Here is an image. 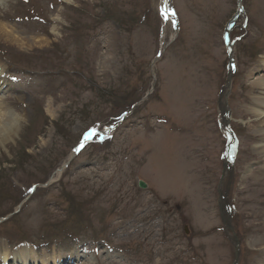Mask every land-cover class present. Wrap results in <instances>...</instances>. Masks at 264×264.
Instances as JSON below:
<instances>
[{
  "label": "rangeland",
  "instance_id": "obj_1",
  "mask_svg": "<svg viewBox=\"0 0 264 264\" xmlns=\"http://www.w3.org/2000/svg\"><path fill=\"white\" fill-rule=\"evenodd\" d=\"M162 7L0 0V118L15 119L0 137V256L19 262L27 239L59 264H262L246 179L264 168L248 115L264 99L251 93L264 0H168L177 22Z\"/></svg>",
  "mask_w": 264,
  "mask_h": 264
},
{
  "label": "bare ground",
  "instance_id": "obj_2",
  "mask_svg": "<svg viewBox=\"0 0 264 264\" xmlns=\"http://www.w3.org/2000/svg\"><path fill=\"white\" fill-rule=\"evenodd\" d=\"M165 4V3H164ZM167 15L169 16V13L166 11ZM257 91H263L264 93V81L254 85L252 87V92L255 93ZM226 94V90L223 92V95ZM253 105L255 104L259 108L258 111H254L251 113H248V115L252 118L251 125L258 126L260 134H254V139L258 140L261 144L259 150H258V158L261 160L260 162L264 163V99H256L254 98L251 102ZM4 116L0 118V137H5L9 134L11 126L13 127V124L15 122L14 118H10L8 120V123L5 125L2 124ZM255 118V119H253ZM260 119V120H257ZM224 120L227 121V118L224 117ZM233 146L230 145L228 149L229 155L232 153ZM227 157L229 159L230 157ZM65 166V165H64ZM62 169L58 170V172L55 174L54 178L59 177ZM254 174L256 175L255 179L253 177H249L246 179V182L252 188L254 191H256V195L252 197L248 202H251L255 204L258 208V218H264V204L262 202V199L264 198V168L263 169H256L254 171ZM227 209V208H226ZM263 234V238L259 239L258 241H255L256 245H254L255 248L261 247L260 251L251 250L253 254H261L264 255V226H261V229L258 231ZM258 232L253 233L255 236L258 234ZM17 252L20 255V261L16 262V256L11 257L8 253H5L4 255L0 256V264H59V260L54 258V260H48L47 256H43L40 261H38V255L36 249L33 248V246L25 244L24 246L17 249ZM262 264H264V257L262 258Z\"/></svg>",
  "mask_w": 264,
  "mask_h": 264
},
{
  "label": "water",
  "instance_id": "obj_3",
  "mask_svg": "<svg viewBox=\"0 0 264 264\" xmlns=\"http://www.w3.org/2000/svg\"><path fill=\"white\" fill-rule=\"evenodd\" d=\"M241 1L242 0H240V3H241ZM164 8H165V5H164V2H163V11L165 12ZM236 17H234L231 20V22L228 24V26L226 28V37H227L228 43H229V31H230V28L232 27V25L234 24V21H235ZM227 54H228L229 66H230L229 75H228V86H229L230 85L231 78H232V74H233V71H234V61H235V59H234V53H233V50H232V48H231L230 45L227 46ZM156 61L153 63V66L156 63ZM152 73L154 74V68H152ZM139 187L141 189H145L146 188V184H144L143 182H139Z\"/></svg>",
  "mask_w": 264,
  "mask_h": 264
},
{
  "label": "trees",
  "instance_id": "obj_4",
  "mask_svg": "<svg viewBox=\"0 0 264 264\" xmlns=\"http://www.w3.org/2000/svg\"><path fill=\"white\" fill-rule=\"evenodd\" d=\"M105 15L108 16V19H115L114 17H116L114 14H110L107 10H105ZM116 22L119 24L118 20Z\"/></svg>",
  "mask_w": 264,
  "mask_h": 264
},
{
  "label": "snow or ice",
  "instance_id": "obj_5",
  "mask_svg": "<svg viewBox=\"0 0 264 264\" xmlns=\"http://www.w3.org/2000/svg\"><path fill=\"white\" fill-rule=\"evenodd\" d=\"M172 14H173V15H175V13H174V12H173Z\"/></svg>",
  "mask_w": 264,
  "mask_h": 264
}]
</instances>
